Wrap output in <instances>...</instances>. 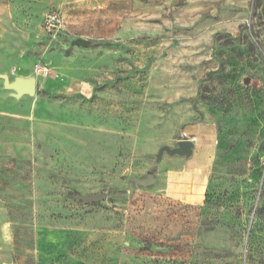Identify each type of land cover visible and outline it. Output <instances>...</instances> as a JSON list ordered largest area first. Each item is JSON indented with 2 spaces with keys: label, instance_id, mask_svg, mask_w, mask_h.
<instances>
[{
  "label": "rangeland",
  "instance_id": "rangeland-1",
  "mask_svg": "<svg viewBox=\"0 0 264 264\" xmlns=\"http://www.w3.org/2000/svg\"><path fill=\"white\" fill-rule=\"evenodd\" d=\"M0 264H264V0H0Z\"/></svg>",
  "mask_w": 264,
  "mask_h": 264
},
{
  "label": "water",
  "instance_id": "water-1",
  "mask_svg": "<svg viewBox=\"0 0 264 264\" xmlns=\"http://www.w3.org/2000/svg\"><path fill=\"white\" fill-rule=\"evenodd\" d=\"M76 44L81 46H86L87 42L78 40L76 41ZM3 79H4L3 87L6 90L13 91L15 93L14 96L16 98L22 97L24 95L32 97L36 93L37 82L35 77H29V78L16 77L11 82H9L6 76H3ZM193 150H194L193 142L189 139H182L177 141L176 147L174 148H169L168 146L161 147L157 153L156 158L160 159L161 156L164 153H166L168 156L171 157L179 156L188 160L189 158L192 157ZM133 181L140 186H149L153 184L154 178L152 175H148V177L144 180L134 179ZM81 198L87 201H97L104 199L105 196L104 195L93 196V197L81 196Z\"/></svg>",
  "mask_w": 264,
  "mask_h": 264
},
{
  "label": "crops",
  "instance_id": "crops-1",
  "mask_svg": "<svg viewBox=\"0 0 264 264\" xmlns=\"http://www.w3.org/2000/svg\"><path fill=\"white\" fill-rule=\"evenodd\" d=\"M24 78H27V77H24ZM188 127H190V126H188ZM188 127H186V128H188ZM184 135L187 136L188 138H190L191 140H193L195 142V145H196V141L194 140V138L186 135L185 132H184ZM195 148H196V146H195ZM195 148H194V151H195ZM194 151H193V154H194ZM235 152L236 151L233 150L226 157L227 158L233 157V155L235 154ZM191 158H189L188 160H190ZM183 171H184V167H183V169H182L181 172H171V173H168L167 179H166V189H165V192H166L167 196H169L170 198L176 199V200H182V201L188 202L190 204L200 203L201 200H202V194H203V192H202L201 195L198 194L195 197V200L194 201L188 200L190 198V196H192V193L187 192V187H186L187 184H186V182L184 180V176L182 175L183 174ZM171 175L173 176L174 182H173V185H172L171 191H170V188H169V176H171ZM206 181H207V173H206V179H205L204 187H205ZM204 187H203V191H204Z\"/></svg>",
  "mask_w": 264,
  "mask_h": 264
},
{
  "label": "built area",
  "instance_id": "built-area-1",
  "mask_svg": "<svg viewBox=\"0 0 264 264\" xmlns=\"http://www.w3.org/2000/svg\"><path fill=\"white\" fill-rule=\"evenodd\" d=\"M43 29L49 36H55L63 30V23L57 13H47L43 17Z\"/></svg>",
  "mask_w": 264,
  "mask_h": 264
},
{
  "label": "trees",
  "instance_id": "trees-1",
  "mask_svg": "<svg viewBox=\"0 0 264 264\" xmlns=\"http://www.w3.org/2000/svg\"><path fill=\"white\" fill-rule=\"evenodd\" d=\"M230 153V152H229ZM228 155V153H225L224 156L226 157Z\"/></svg>",
  "mask_w": 264,
  "mask_h": 264
}]
</instances>
